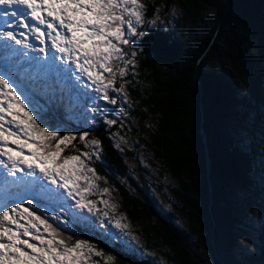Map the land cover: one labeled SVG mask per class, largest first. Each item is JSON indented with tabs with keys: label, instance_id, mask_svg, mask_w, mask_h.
I'll return each mask as SVG.
<instances>
[{
	"label": "trees",
	"instance_id": "1",
	"mask_svg": "<svg viewBox=\"0 0 264 264\" xmlns=\"http://www.w3.org/2000/svg\"><path fill=\"white\" fill-rule=\"evenodd\" d=\"M143 2L147 5L146 20L153 18L158 7L168 10L177 4L180 9L172 25L146 28L134 57L138 73L130 71L123 80L128 81L125 90L132 118L144 129L154 157L177 182L176 198L183 208L180 215L186 229L175 223L174 215L155 208L142 188L133 186L128 163L133 162L132 154L121 153L113 139L117 122L109 125V119L98 115L88 127L66 113V94L55 92L58 100L51 105L45 103L55 117L49 130L59 127L61 135L70 132L77 136L62 156L89 152L88 143L86 146L79 140L84 132L88 133L86 141H100L99 158L93 155L85 162L118 200V211L138 228L147 252L167 249L169 254L163 255L167 264H264V226L259 229L258 253H235L243 215L249 211L238 210L234 189L258 186L252 177V155L244 153L230 133L232 119L253 127L264 124V0H229L220 32L226 0ZM125 51L128 57L133 52L130 48ZM123 80L117 77L116 86ZM118 95L109 90L120 109L123 105ZM129 129H134V122ZM201 129L206 132L211 159L215 248ZM71 213L62 209L59 221L54 219L58 215H45L54 227L60 225L58 231L66 241L88 240L106 255L114 256V264H158L148 254L128 250L120 239L99 226L86 228V222L77 223ZM65 222L67 228L63 227ZM93 259L103 264L102 258Z\"/></svg>",
	"mask_w": 264,
	"mask_h": 264
},
{
	"label": "snow or ice",
	"instance_id": "2",
	"mask_svg": "<svg viewBox=\"0 0 264 264\" xmlns=\"http://www.w3.org/2000/svg\"><path fill=\"white\" fill-rule=\"evenodd\" d=\"M146 8L143 0H0V41H6L23 60L30 62L41 64L39 54H43L46 64L47 57L55 61L59 53V59L68 62L64 72H71L81 84L83 77H87L94 91L102 93L104 101L115 105L117 98L110 97L109 90L126 99L128 81L123 78L136 67V52L128 57L123 46H130L135 42L132 38H143L147 34L140 30L145 23L155 26L160 19L159 9H156L153 18L146 20ZM17 29L23 31L17 33ZM29 33L41 47L29 41ZM21 49H30L37 55L30 56ZM117 77L123 80L119 87ZM55 99L47 104L51 105ZM54 121L50 107L29 99L11 77L0 75V176L10 186H23L27 193L25 189H30L31 195L39 193L54 203L66 200V194L75 201L74 205L68 203L67 208L109 217L107 210L101 211L96 201L87 198L97 177L85 160H90L94 154L99 158V151L62 156L77 136L70 132L61 135L59 127L49 130ZM107 123L112 125L116 121L107 120ZM87 136V132L79 136L86 146ZM10 143L16 147H10ZM91 145L102 150L99 140H92ZM25 148L29 155L24 154ZM7 177L14 179L8 181ZM100 202L109 207L108 201ZM38 211L39 206L33 207V199L23 195L19 201L0 207V264H101L93 257L102 258L103 264H114V256L106 255L88 240L63 239L58 231L60 225L54 227L44 214H37ZM54 219L59 221L60 217ZM73 219L77 223L86 222V228L96 227L86 214L73 215ZM63 227L67 228L68 222ZM115 227L123 229L127 225L117 219ZM99 228L107 230L108 223L100 219Z\"/></svg>",
	"mask_w": 264,
	"mask_h": 264
},
{
	"label": "rangeland",
	"instance_id": "3",
	"mask_svg": "<svg viewBox=\"0 0 264 264\" xmlns=\"http://www.w3.org/2000/svg\"><path fill=\"white\" fill-rule=\"evenodd\" d=\"M171 6L172 7L168 10H164L163 7L157 8L159 9L160 17L156 24L157 26L172 25L176 20L180 9L177 4H172ZM152 27L155 26L146 23L140 30L146 32V28ZM16 31L18 33L21 29H17ZM132 39L135 41L132 45L123 47H125V49L130 48L132 51L138 53L139 48L137 44L140 38L134 37ZM15 47L17 48V46ZM15 51L16 50L6 41H0V75H5L6 78L11 77L19 89L23 91L25 95L33 96L34 100H36V96L40 99V96H43L41 94H46L48 91L56 89V84H60L61 88L66 91H72L73 93L69 99V104L66 106L67 113L88 127L92 126V123L98 115H103L104 118L109 120H115L118 128L113 138L115 144L121 153L130 152L132 154L130 159L133 160V162L128 163L131 176L134 180L133 186L135 187L136 185L140 189L142 188L151 199L155 208L167 214L174 215L176 217L175 223L186 229V222L180 215V211H182L183 208L176 198V193L179 192L177 182L170 175L167 167L154 157L152 148L148 145V141L146 140L144 129L139 127V123L131 116L130 103L127 101V98L122 99L121 95H118L120 96L121 105H123L120 109H118V105H112L104 101L102 99V93L94 91V86L87 80V77H83L84 82L81 84L75 80L71 72L63 71V68L68 62L66 60L61 61L59 59V53H56L57 59L55 61L52 59L49 67L43 69L44 66L42 68L37 67L36 62L23 60L20 53ZM52 51L55 52V49H52ZM8 67L13 69H8ZM130 71H132V73H138L137 70L133 71L130 69ZM77 74L82 75L78 72ZM33 77H35V79H33ZM44 89H47V91L43 92ZM26 103H28V101H26ZM105 112L109 113L106 114ZM121 121L123 122L122 125L120 123ZM133 122L134 129L132 130L129 128L133 125ZM231 122L232 128L230 133H232L237 146L244 153L252 155V177L258 186V188L251 186L245 190L238 187L234 189L236 195L235 205L238 210L244 212V210L247 209L249 211V214L243 215L244 223L239 231L240 236L236 246L237 252L235 253L238 255L240 252L256 254L258 253V247L260 248L261 246L259 229L261 226H264V124H262V126L253 127L252 125H248L249 123L240 120L232 119ZM13 130L16 129L13 128ZM141 136L143 139H141ZM91 141L92 140L87 141L89 152L95 153L98 150L94 149L91 145ZM29 143H31V141H29ZM9 146L13 148L16 147L11 143ZM24 154H30L27 148L24 149ZM4 159L6 160V157ZM0 171H2V169H0ZM17 175L19 176L21 174ZM96 177L97 178L94 180L95 187L92 192L88 194L87 198L96 201L97 208L101 211L107 210L109 212V217L107 218L99 214L95 216L88 214L86 210L84 213H81L79 209L74 207L67 208L68 203L74 205L75 201L71 198H67L66 194V200L61 199L57 201L59 202L56 204L57 210L50 208L49 205L47 206L45 204L48 202L46 199H41L39 203L33 202V207L39 206V210L42 214L49 215L50 217H55L56 215L60 217L62 209L72 212L71 215L86 214L89 216L90 220L95 222L96 226H99L100 219H104L105 222L108 223L107 230H104L111 236L120 239L128 250L138 252L140 255L143 254L144 256L148 254L158 264H167L163 255L169 254L168 250H159L156 248L151 252L146 251L138 228L131 225L126 216L118 211V200L112 192L106 188L105 182H102L97 175ZM7 179L11 181L14 178L7 177ZM43 183H46V181ZM81 183L83 184V181ZM7 188L15 187L6 184L4 177L0 176V207L5 205L6 200L15 197L13 193L6 191ZM104 189L108 191L104 192ZM20 190L26 198H33L34 195H31L29 189H25L29 193L25 192L22 186ZM35 194L36 196L40 195L39 193ZM132 194H135V192ZM100 201H108L109 207L106 208ZM177 215L179 217H177ZM117 219H120L121 223L127 225V227L123 229L116 228L115 221ZM262 245H264V242H262Z\"/></svg>",
	"mask_w": 264,
	"mask_h": 264
},
{
	"label": "water",
	"instance_id": "4",
	"mask_svg": "<svg viewBox=\"0 0 264 264\" xmlns=\"http://www.w3.org/2000/svg\"><path fill=\"white\" fill-rule=\"evenodd\" d=\"M228 10H229V0H226V7H225V10H224V14H223L222 20H221L220 25H219L218 32L221 31V25L223 23V19L225 18V15L228 12ZM216 37H217V35L215 36V38ZM210 47H211V44L208 46V48L206 49V51L203 54V56L207 53V51L210 49ZM198 81H199V93H200V97H201L202 94H203V91H202L200 79H198ZM200 113H201V119H203V113H204V111H203L202 105L200 106ZM201 124H203V121L201 122ZM201 136H202L203 143H204V146H205V167H206V170H207V179H208L207 185H208L209 200H210L209 201V214H210V217H211V222L213 224V228H212V231H211V235H212V240H213V246L215 248V244H214L215 220H214L213 213H212V207H213V200H212V196H213V186H212L211 180L209 178V176H210V169H211V159H210V156H209L208 145H207V137H206V132H205L204 129H201Z\"/></svg>",
	"mask_w": 264,
	"mask_h": 264
},
{
	"label": "bare ground",
	"instance_id": "5",
	"mask_svg": "<svg viewBox=\"0 0 264 264\" xmlns=\"http://www.w3.org/2000/svg\"><path fill=\"white\" fill-rule=\"evenodd\" d=\"M16 52V51H15ZM50 58H51V56H50ZM20 59V58H19ZM24 62V61H23ZM47 64H48V66H49V64H50V62L48 61L47 62ZM20 66V65H19ZM10 68V67H9ZM10 69H13V68H10ZM12 193V192H11Z\"/></svg>",
	"mask_w": 264,
	"mask_h": 264
}]
</instances>
